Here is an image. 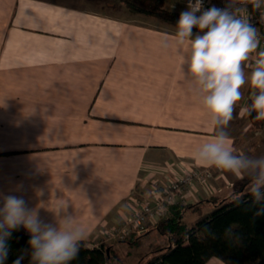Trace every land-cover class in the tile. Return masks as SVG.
<instances>
[{"label":"crops","instance_id":"1","mask_svg":"<svg viewBox=\"0 0 264 264\" xmlns=\"http://www.w3.org/2000/svg\"><path fill=\"white\" fill-rule=\"evenodd\" d=\"M166 5L185 11L183 0ZM110 10L101 0H0V193L22 197L53 226V211L68 201L89 246L130 217L135 203L206 168L192 157L213 135L182 69L176 31L133 21L124 7L126 16ZM208 169L213 193L198 183L179 197L214 196L215 179L227 172ZM189 213L196 215L188 210L185 220ZM208 264L224 263L211 257Z\"/></svg>","mask_w":264,"mask_h":264},{"label":"clouds","instance_id":"2","mask_svg":"<svg viewBox=\"0 0 264 264\" xmlns=\"http://www.w3.org/2000/svg\"><path fill=\"white\" fill-rule=\"evenodd\" d=\"M238 2L228 0L223 8H204L203 0L190 2L187 10L180 13L174 40L178 49L186 51L182 69L187 66L185 77L192 83L213 133L195 150L193 160L198 166L247 178L248 194L259 204L264 201V155L237 154L226 131L243 98L245 84L253 91L251 103L242 111L248 116L255 113L253 119L264 121V50L258 51L257 28L234 9ZM248 2L257 10L264 5V0ZM194 28L199 30L195 34ZM240 198L237 194L234 201L239 202ZM0 199V264L7 259L12 231L21 225L31 236V264H71L76 259L87 232L67 213L68 201L53 211L58 218L53 226L29 211L22 197L0 193ZM262 214L264 208L256 213ZM23 258L19 256L13 264H21Z\"/></svg>","mask_w":264,"mask_h":264},{"label":"trees","instance_id":"3","mask_svg":"<svg viewBox=\"0 0 264 264\" xmlns=\"http://www.w3.org/2000/svg\"><path fill=\"white\" fill-rule=\"evenodd\" d=\"M101 1L109 2L113 8L124 7L133 14L152 16L175 27L180 16L177 11L166 9V0ZM254 116L255 113L250 117ZM248 183L247 179L223 198L210 196L208 201L171 204L164 217L154 225L155 230L166 237V243L156 245L141 264H208L211 257H217L224 264H264V214L256 215L264 208V201L253 202L248 194ZM237 194L241 197L239 202L234 201ZM207 204L209 209H204ZM188 210L196 212L190 222L185 220ZM30 238L22 225L12 231L5 264H13L21 255L24 257L21 264H31ZM140 238L136 235L130 242L135 245ZM113 251L116 254L110 244L100 242L89 246L82 241L79 254L71 264H106L113 257Z\"/></svg>","mask_w":264,"mask_h":264},{"label":"rangeland","instance_id":"4","mask_svg":"<svg viewBox=\"0 0 264 264\" xmlns=\"http://www.w3.org/2000/svg\"><path fill=\"white\" fill-rule=\"evenodd\" d=\"M119 8L121 7H111L110 11L118 16H126L119 14ZM183 8V10H187V7L184 5ZM166 9L169 11H177L179 13L177 5H166ZM132 18L133 21L136 22L157 25L163 29L177 31L175 26L162 22L152 16L134 14ZM246 71L249 70L246 69ZM244 88L246 89L244 104L242 107L240 104L237 105L234 118L230 121L226 131L233 136L235 146L234 150L237 154L244 153L252 157H258L264 155V121H257L242 111L248 104L251 103L249 101L253 91L249 84H245ZM226 174V178L218 177L215 179L218 185L215 187L216 191L213 195L217 198L227 196L232 191L239 188L242 183L247 181V178H235L228 172ZM224 179L227 180L224 181ZM208 196L211 195L208 194ZM178 201L181 202L179 199ZM196 201L197 200H194V203ZM192 215L193 214L189 213L188 217H186L187 222L192 219ZM104 233L101 235V238L96 241V243L103 242L106 245L110 244L111 248L116 252V254H114L113 251V257H111L106 264H141L150 255L149 253H152L156 245H165L166 243V240L164 241L161 238V234L155 230H150L145 235L141 236L139 243L135 245L130 242L133 240L132 238L137 235L135 233H132L130 236L128 235L121 240H117L116 237L109 238L108 235H105Z\"/></svg>","mask_w":264,"mask_h":264},{"label":"built area","instance_id":"5","mask_svg":"<svg viewBox=\"0 0 264 264\" xmlns=\"http://www.w3.org/2000/svg\"><path fill=\"white\" fill-rule=\"evenodd\" d=\"M194 0H183L184 6L188 8V4ZM228 0H203L204 8H210L213 5L219 8L225 7ZM234 9L238 10V15L248 17L250 22L257 28L260 46L264 48V5L257 10L252 7L248 0H239L234 5ZM200 13H197L199 15ZM211 177L208 168H192L185 174L173 179L169 185L163 189L157 198L143 199L135 203L130 217L125 219L121 225H118L104 233L109 238L116 237L117 240L124 239L128 235L135 233L143 235L147 231L148 224L157 223L158 220L164 217L171 204L178 201L190 202L193 196L191 192L198 190V183L204 186L207 185V190L213 193V190L208 186V180ZM190 189L188 198H180L179 196L186 189Z\"/></svg>","mask_w":264,"mask_h":264}]
</instances>
